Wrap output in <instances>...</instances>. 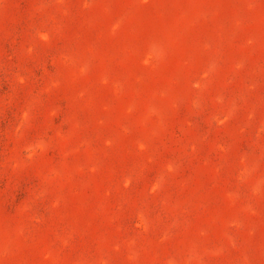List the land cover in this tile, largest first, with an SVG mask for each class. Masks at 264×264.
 Here are the masks:
<instances>
[{
	"label": "rangeland",
	"instance_id": "obj_1",
	"mask_svg": "<svg viewBox=\"0 0 264 264\" xmlns=\"http://www.w3.org/2000/svg\"><path fill=\"white\" fill-rule=\"evenodd\" d=\"M0 264H264V0H0Z\"/></svg>",
	"mask_w": 264,
	"mask_h": 264
}]
</instances>
